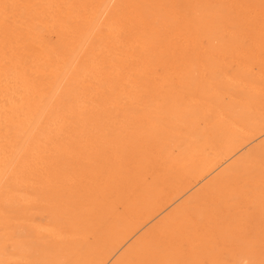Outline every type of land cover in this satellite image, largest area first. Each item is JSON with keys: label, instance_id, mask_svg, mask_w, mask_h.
Wrapping results in <instances>:
<instances>
[{"label": "bare ground", "instance_id": "bare-ground-1", "mask_svg": "<svg viewBox=\"0 0 264 264\" xmlns=\"http://www.w3.org/2000/svg\"><path fill=\"white\" fill-rule=\"evenodd\" d=\"M214 1L0 0V264H201L206 250L188 263L169 245L183 222L240 200L264 212L261 171L250 191L249 160L231 161L263 127L250 94L264 88L238 62L253 61L249 42L226 32L231 4ZM200 183L165 211L164 243L137 234L116 257Z\"/></svg>", "mask_w": 264, "mask_h": 264}, {"label": "rangeland", "instance_id": "rangeland-1", "mask_svg": "<svg viewBox=\"0 0 264 264\" xmlns=\"http://www.w3.org/2000/svg\"><path fill=\"white\" fill-rule=\"evenodd\" d=\"M218 1H221V2H218ZM224 1V2H223ZM244 1V2H243ZM263 1V2H262ZM223 2V3H222ZM214 6H215V8L217 9H221V8H223L224 10L227 8V7H229L228 5L229 4H231V9H232V11H233V13H235V15H236V17L234 18V20H230L227 24L228 25H226V27L229 29H227L226 28V32L228 31V33L229 34H231L232 36H235L236 38H237V40L239 41V43H244V44H247L248 42V44L247 45H249L248 46V49H249V51H251V52H253V54H252V57H254L252 60L253 61H251V62H249L248 61V59H243V58H240V59H238V62H239V64H241L243 67H245V69L246 70H244V71H246L247 73H254L255 75L253 76L254 78V80H255V84L253 85L254 87H257L259 84H260V87L261 88H264V0H215L214 1ZM255 4V5H254ZM263 4V5H262ZM224 5V6H223ZM244 5V6H243ZM252 5V6H251ZM220 6H222V7H220ZM233 6V7H232ZM238 6V7H237ZM259 7V8H258ZM223 9H221L220 11H223ZM242 13V14H241ZM248 14H250V15H252L251 17H249V15ZM254 14V15H253ZM258 17V18H257ZM249 18V19H248ZM257 18V19H256ZM232 21V22H231ZM236 22V23H235ZM241 22V23H240ZM243 22V23H242ZM251 24H250V23ZM245 24V25H244ZM250 25V26H249ZM257 25V26H256ZM263 26V27H262ZM260 27H262V28H260ZM234 29H235V31H234ZM237 29V30H236ZM257 29H258V31H257ZM250 30H251V32H250ZM232 32V33H231ZM252 33V34H251ZM261 37H262V39H261ZM258 42V43H257ZM261 45H263V46H261ZM259 46H261L260 48H259ZM254 47H256V49H254ZM262 50V51H261ZM258 51V52H257ZM260 51V52H259ZM255 52V53H254ZM260 60V61H259ZM257 61H259V62H261V64L259 63V62H257ZM254 62V63H253ZM244 63V64H243ZM252 63V64H251ZM256 63H258V64H256ZM254 64V65H253ZM249 67V68H248ZM229 73L230 74H233V72H232V69L229 67ZM259 76V77H258ZM260 78V79H259ZM259 81V82H258ZM253 93H254V91L256 92L257 90L256 89H253V90H251ZM250 91V92H251ZM251 92V96H253V95H259V96H264V93H262V91H260V92H256V94H253ZM262 94V95H261ZM257 95V96H258ZM260 106H257V109L255 108L254 109V111L256 112V113H258V115H259V119H261L262 121H261V123L263 124V127L261 128V130H260V132L258 131V134H257V132L255 131V132H251V133H248V136L243 140L244 142H246L247 141V143L249 144V146L247 147V145H246V143H245V146H243L242 148H241V150L240 151H238L237 152V154L232 158V160L231 161H236L237 159H244V160H246V159H248L249 161H248V165H246L247 166V168H248V170H247V174H245L244 176L245 177H243L239 182H238V186H240V185H242V183L243 182H246L245 184L243 183V186H244V189H248L249 188V190L250 191H253V183L250 181V180H245V179H249V177H247V176H249L250 175V173H252V174H254V176L256 175V176H259L257 173H255V172H257L258 170V172H260L261 171V173L262 174H260V176H259V180H262V179H264V158H263V155H264V133L262 134L261 132H263L262 131V129L264 128V104H259ZM263 117H261V116ZM264 130V129H263ZM260 133L262 134V136L260 135ZM250 137V138H249ZM251 137H254L255 139H257V141L254 139V138H251ZM260 137H261V139H260ZM247 139H249V140H247ZM261 141L260 143H258L259 142V140ZM251 140V141H250ZM254 142H253V141ZM249 141V142H248ZM263 142V143H262ZM255 143V144H254ZM258 143V144H257ZM262 143V144H261ZM254 144V145H253ZM245 147V148H244ZM252 147V148H251ZM254 147V148H253ZM256 147V148H255ZM259 148V149H258ZM244 149H246V150H244ZM249 149V150H248ZM257 149V150H256ZM254 150V151H253ZM260 150V151H259ZM246 151H248V153L246 152ZM253 154H255V158L253 159V157L254 156H252V153ZM259 152H261V154L259 153ZM263 152V153H262ZM251 153V154H250ZM257 153H259V155L260 156H258V158L259 157H262L263 159L262 160H260V159H258L257 158ZM251 156H250V155ZM257 154V155H256ZM242 155V156H241ZM249 155V156H248ZM246 157V158H245ZM250 158V159H249ZM241 159V160H242ZM257 159V160H256ZM231 161H229V162H231ZM257 161V162H256ZM260 161V162H259ZM259 162V163H258ZM263 162V163H262ZM262 163V164H261ZM226 165L227 164H223V165H220V167H221V169H220V167H218L219 168V172H217V169L218 168H216V173L217 174H215V171H213L212 173L214 174V175H212V174H210V175H212V176H208L204 181H203V183L205 182V181H207V180H209V179H212V177L213 178H216L217 176H219V173H221L224 169V167H226ZM223 166V167H222ZM251 167H253V168H251ZM255 167V168H254ZM223 169V170H222ZM249 169H251V172H250V170ZM257 170V171H256ZM262 178V179H261ZM243 180V181H242ZM245 180V181H244ZM241 182V183H240ZM203 183H200L199 185H197V187H193V188H191V189H189L188 191H186L184 194H182V195H180V196H178L177 198H175L174 199V201H175V204L173 205L172 204V202L171 203H168L167 205H165V207H163V208H161V209H158V210H156V211H154L153 213H152V215L150 216V218H148V219H146V221L145 220H141L140 221V223L138 222V225L139 224H141L140 225V228H137V227H139L138 225H137V227H136V229H135V233L133 234V236L131 237V239L129 240V241H127V243H126V245L117 253V255H116V257L117 256H119L121 253H122V251H124L126 248H128V245H129V243H133L134 242V239H135V241H137L138 239H140V237L139 236H144V235H148V234H150V235H152L154 238H155V240L156 241H158V242H162V243H164L162 240H163V238L161 237V235H160V229L163 227V228H165L167 225H168V223H167V225L165 226L164 225V223H161L162 221L163 222H165L164 221V217L165 216H167L165 213V211H168V210H170L171 209V211H169L171 214H172V212H175L179 207H181V208H183V209H178L177 211L179 212L180 210L181 211H183V210H185V206L187 205L186 204V202L189 200V197H187V195L186 194H188V193H190L191 191H192V193L191 194H188L189 196H191V195H194L195 193H197V192H199V189H200V186H202L203 185ZM248 183V184H247ZM248 186V187H247ZM252 186V187H251ZM251 187V188H250ZM195 190H196V192H195ZM198 194H200V193H198ZM184 195H186V197L187 198H185V196ZM182 197H184V199H186L187 201H185L184 202V199H183V203H180L181 201H182ZM179 198V199H178ZM178 199V200H177ZM174 201H173V203H174ZM177 201V202H176ZM241 201V202H240ZM238 203H237V205H235V206H238V208H235V206L234 207H232V208H228V205H222V207H218L219 208V211H218V209L217 208H214V210H211V209H213L212 208V206H210L209 207V210H210V214H209V216L208 217H205V220H204V223L205 224H203L200 228L195 224V223H193V222H188L187 223V221H185V222H183L181 225L182 226H180L181 227V230H179L180 229V227H179V229H178V235L180 236V238L178 239V237L179 236H175V235H173L174 236V238H173V236H172V238L171 237H169V238H171L172 240H174V242L173 243H169V245L172 247V246H174V247H176V248H178L179 250H182V251H180V252H183V253H181V254H184V255H182V257H183V259H186V261H188V263H191L192 261H190V260H192L191 259V257H189V256H191V255H193L192 253H191V251L194 253H200V251L201 252H204L205 250L207 251H205L204 253H200L201 255H202V258H203V261H202V263L201 264H264V257H263V255H264V251H260L261 249H263L262 247H264V212H262V214L261 215H259L258 216V213H257V210L255 209V207H253L252 206V204H250L249 205V203L248 202H245L244 200H240ZM264 201V200H263ZM171 204H172V206H171ZM177 204L179 205V207H176L177 206ZM176 205V206H175ZM240 206H242V207H240ZM244 206V207H243ZM249 206V207H248ZM251 206V207H250ZM174 207H176V209L174 208ZM227 207V208H226ZM240 207V208H239ZM169 208V209H168ZM224 208H226V210L227 211H231V212H227L226 214L228 215V214H233V215H231L230 214V216L231 217H233V218H231L232 219V223H228L227 222V224H229V225H231L230 227H229V225H227L226 224V220L223 218V217H225L226 216V214H225V209ZM248 208V209H247ZM166 209V210H165ZM174 209V210H173ZM224 209V210H223ZM234 209V210H233ZM242 209V210H241ZM215 210H217V211H215ZM233 210V211H232ZM239 212H238V211ZM244 210H248L247 212L246 211H244ZM180 211V212H181ZM213 211L215 212V215L213 214ZM169 212H167V213H169ZM235 212H237L236 214H235ZM246 212V213H245ZM164 214V215H163ZM171 214H169L170 215V217H168L169 218V220L170 219H172V215ZM240 214V215H239ZM218 215V216H217ZM236 215V216H235ZM239 215V216H238ZM243 217H242V216ZM245 215H248L249 217H248V219H245L244 218V216ZM256 215V216H255ZM157 218H156V217ZM163 218H162V217ZM161 217V218H160ZM211 217V218H210ZM220 217H222V219L220 218ZM234 217H236V219H234ZM239 217V219H237ZM241 217V218H240ZM261 217V218H260ZM168 218L167 217H165V220H167L168 221ZM220 218L221 220V224H218L219 223V221H217L218 219ZM160 219V220H159ZM162 219V220H161ZM224 219V220H223ZM241 219V220H240ZM261 219H262V221H261ZM144 221V222H143ZM155 221H157V223L155 224L154 222ZM171 221V220H170ZM207 221L209 222V223H207ZM143 222V223H142ZM222 222L225 224H223L222 225ZM241 222V223H240ZM161 223V224H160ZM215 223V224H214ZM258 223H259V225H258ZM154 226H153V225ZM158 224V225H157ZM163 224V226H161ZM211 225V226H207V225ZM236 224V225H235ZM238 224H240L241 226L243 225V227H241L240 225H238ZM249 224H250V226H249ZM251 224H253V225H251ZM177 224H175V226H176ZM178 225H180V223H178ZM212 225H214V226H212ZM238 225V226H237ZM142 226H144L143 228H141ZM153 226V227H152ZM216 226H227L225 229L223 228V227H216ZM246 226V228L245 229H243L244 227ZM249 226V228H247ZM252 226H253V228H252ZM257 226H259V228L257 227ZM261 226V227H260ZM190 227V228H189ZM197 227V228H196ZM209 227L210 228H212V230L211 229H209ZM216 227V229H214ZM237 227V228H236ZM147 228V229H146ZM151 228V229H150ZM186 228V229H185ZM223 228V229H222ZM230 228V229H229ZM235 228V229H234ZM256 228V229H255ZM258 228V229H257ZM144 229L148 232H146L145 231V233L143 232L144 231ZM148 229H149V231H148ZM229 229V230H228ZM252 229V230H251ZM255 229V230H254ZM259 229H262L261 231L259 230ZM156 230V231H155ZM158 230H159V234H158ZM188 230V231H187ZM191 230V231H190ZM203 230H205L204 232H203ZM219 231L221 234H218L217 233V231ZM224 230H225V232H224ZM226 230H228L227 232H226ZM257 230V231H256ZM248 231V232H247ZM249 231H253L252 232V234L254 233V235H251L250 233L251 232H249ZM255 231H256V233H258L259 234V237H257L258 235L257 234H255ZM187 232H188V234H189V236H191V237H189L188 236V239L186 238L187 236ZM190 232V233H189ZM207 233V235H205L206 233ZM231 232H233L234 234H231ZM140 233H142V235L140 234ZM144 233V234H143ZM201 233H205L204 235L203 234H201ZM208 233H210V234H208ZM216 233V234H215ZM239 233H240V235H239ZM244 233V234H243ZM137 234L139 235L138 236V238L137 237H135V236H137ZM215 234V235H214ZM231 234V235H230ZM248 236H247V235ZM261 234V235H260ZM135 235V236H134ZM202 235H203V238H205V239H203L202 238ZM210 235V236H209ZM237 235V236H236ZM246 235V236H245ZM192 236H193V238H192ZM212 236L214 237V239L216 240V241H214V239L212 238ZM216 236V237H215ZM230 236V237H229ZM239 236V237H238ZM252 236V237H251ZM260 236H263V237H260ZM133 237H135V238H133ZM141 237V238H142ZM208 237V238H207ZM212 239H211V238ZM235 237H238V238H235ZM244 237H246V238H244ZM252 239H251V238ZM202 238V241H200V239ZM207 238V239H206ZM250 238V239H249ZM260 238H261V240H263V241H260ZM178 239V240H177ZM187 239V240H186ZM190 239H191V241H190ZM232 241H231V240ZM241 239V240H240ZM133 240V241H132ZM189 240V241H188ZM209 240H210V242H212L211 244L213 245V243H214V245L212 246L211 244H209ZM213 240V241H212ZM219 241V244H221V245H219V244H216L217 242ZM222 241V242H221ZM244 242V243H243ZM257 242H259L258 244H257ZM260 242H261V244H260ZM203 243V244H202ZM226 243H231L230 245H227ZM246 243V244H245ZM191 244H192V246H191ZM201 244H202V246H201ZM209 244V245H208ZM233 244V245H232ZM244 244H245V246H244ZM263 244V245H262ZM168 245V244H167ZM185 245H189V246H186V247H184ZM223 245V246H222ZM241 245H243V246H241ZM198 246H199V248H198ZM206 246H208V248H206ZM217 246V247H216ZM227 246H232L231 248H232V251H229V250H231V249H227L228 247ZM236 246V247H235ZM239 246V247H238ZM130 247V246H129ZM194 247V248H193ZM196 247V248H195ZM203 247V248H202ZM219 247V248H218ZM255 249H254V248ZM258 247H261V248H259L258 249ZM202 248V249H201ZM235 248V249H234ZM215 249V250H214ZM213 250V251H212ZM235 250V251H234ZM239 250H241V251H239ZM264 250V249H263ZM220 252H221V256L223 257H221L220 256ZM222 252H224L223 254H222ZM229 252V253H228ZM230 252H232V253H230ZM235 252V253H234ZM236 252H237V254L239 253L240 254V252H241V254L240 255H242V253L244 254V255H246L245 256V259L243 258V259H241L240 257L241 256H239V254L237 255L236 254ZM254 254V255H253ZM259 254V255H258ZM188 255V256H187ZM215 255V256H214ZM225 255V256H224ZM249 255V256H248ZM251 255V256H250ZM216 256H218V257H216ZM233 256V257H232ZM238 256H239V258H238ZM243 256V255H242ZM115 257V258H116ZM221 257V258H220ZM230 257H232V258H230ZM218 258V263H216L217 261L215 260V259H217ZM225 258V260L227 259V262H225V260H223ZM235 258H238L237 259V262H236V260H235ZM205 259V260H204ZM207 259V260H206ZM241 259V260H240ZM219 260H220V262H219ZM223 260V261H222ZM261 260V261H260ZM185 260H184V262H186ZM205 261H206V263H205ZM244 261V262H243ZM246 261V262H245ZM249 261V262H248ZM260 261V262H259ZM234 262V263H233ZM243 262V263H242ZM114 263V262H113Z\"/></svg>", "mask_w": 264, "mask_h": 264}]
</instances>
